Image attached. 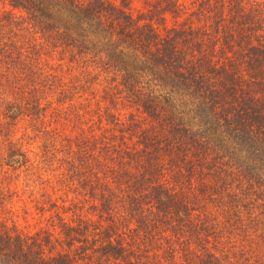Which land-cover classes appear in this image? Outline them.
I'll return each instance as SVG.
<instances>
[{
  "label": "trees",
  "instance_id": "1",
  "mask_svg": "<svg viewBox=\"0 0 264 264\" xmlns=\"http://www.w3.org/2000/svg\"><path fill=\"white\" fill-rule=\"evenodd\" d=\"M0 1V76L13 83L0 91V124L23 114L63 150L62 184L106 237L97 263H78L69 249L44 255L47 239L0 229V264H137L130 245L153 235L159 264H247L251 251L264 264V0H157L135 16L125 0ZM97 76L142 117L101 109L104 83L101 105L70 103L73 82ZM21 156L10 147L4 159L14 167ZM78 218L60 221L66 241ZM240 235L246 253L232 242Z\"/></svg>",
  "mask_w": 264,
  "mask_h": 264
},
{
  "label": "rangeland",
  "instance_id": "2",
  "mask_svg": "<svg viewBox=\"0 0 264 264\" xmlns=\"http://www.w3.org/2000/svg\"><path fill=\"white\" fill-rule=\"evenodd\" d=\"M125 1L127 2L128 13L135 16L145 11V9L150 7L149 5L157 0ZM174 1L179 5L185 6L193 0ZM5 9H8V6L3 1H0V11ZM182 17L183 15L179 14L176 21H179ZM173 21V17L166 14L164 26H170ZM9 72L17 75L14 70ZM13 77L11 75L8 79L10 80ZM103 79L97 76L93 80L94 84L92 85L83 83L79 84L81 85L79 86L76 82H73L76 87L71 90L70 96H72V100H70V103L78 107L77 109L81 106L87 109L92 106L91 103H98L95 96L98 92L100 93V87L104 83V101L102 100L104 105L98 103L101 105V109L102 106H112V112L120 121L126 122L127 113L135 115L134 119H138V117L140 119L143 114L138 113L136 107L129 106V104L120 100L116 90L112 87V82L107 81L105 83V76ZM12 84L11 82L5 84V79L0 76V91H5L8 88L6 85ZM81 97H83L84 101ZM79 99L81 100L80 102ZM87 102H90V105ZM51 107L52 105H48L45 111L36 117L35 120L42 121L43 118L41 116L47 115ZM101 109L100 111H102ZM79 124L82 126L80 129H84V131L90 127V125H87L88 123L82 124L80 122ZM78 127L80 126L78 125ZM75 133H79V130H75ZM53 140L58 142L56 139ZM76 141L77 138L72 143H76ZM126 141L131 142L133 140ZM10 147L22 153L20 165L12 167L6 164L4 155H6ZM56 152L55 155L54 145L49 141L48 136L34 132L31 129L28 117L23 116V114L17 117L9 127L6 124H0V157H2L0 158V229L8 231L14 229V231L29 237L41 239L44 244L46 243L44 239H47L48 242L44 245L42 252L44 255L53 256L69 249L68 255L75 259L76 262L97 263L96 261H99V259L96 255V247L106 239V237L104 239L101 237L103 240L100 241V236L97 233L104 227L105 222H100L87 200L80 201L81 204L78 205H76V201H72L71 187L67 188L62 184L68 170L58 160L61 157L63 159L65 155L63 150H57ZM63 162L66 163V160L64 161L63 159ZM59 173L60 177H63L62 180L59 178ZM75 217H79L78 220L80 221L76 220V225L70 224L72 227L69 234L70 240L66 241L65 235L59 229L60 221L67 222L68 219ZM162 238L158 237V235H153L150 238L146 237V244L142 248H135L130 245V251L132 255H135L132 259L136 258L138 260L137 264H159L157 257L161 250L159 247L162 245ZM245 238L247 237L234 236L232 242H243L246 253L250 244ZM119 239L123 243L121 237ZM224 251L229 256L237 254V249L233 246L227 249L224 248ZM252 253L253 251L245 255L247 264H256V261H260ZM257 256L264 259V250L262 253H258ZM250 259H252L251 263H249ZM119 260L108 258L103 262V257L100 258L101 263L126 264L124 261Z\"/></svg>",
  "mask_w": 264,
  "mask_h": 264
}]
</instances>
